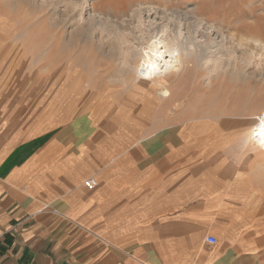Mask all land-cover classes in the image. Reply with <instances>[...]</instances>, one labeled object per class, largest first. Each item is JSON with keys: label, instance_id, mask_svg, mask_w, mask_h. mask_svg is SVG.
Listing matches in <instances>:
<instances>
[{"label": "crops", "instance_id": "crops-1", "mask_svg": "<svg viewBox=\"0 0 264 264\" xmlns=\"http://www.w3.org/2000/svg\"><path fill=\"white\" fill-rule=\"evenodd\" d=\"M167 86L131 125L82 110L0 143V264H264L251 127L213 124L217 113L193 124L196 81Z\"/></svg>", "mask_w": 264, "mask_h": 264}, {"label": "rangeland", "instance_id": "rangeland-1", "mask_svg": "<svg viewBox=\"0 0 264 264\" xmlns=\"http://www.w3.org/2000/svg\"><path fill=\"white\" fill-rule=\"evenodd\" d=\"M149 21L195 46L180 71L160 79L163 87L174 76L196 81L186 103L193 124L210 113L220 115L213 124L256 123L264 113V51L255 41L264 46V0H0V143L22 136L20 126L30 128L26 136L41 131L36 121L57 129L82 110L97 125L145 116L148 96L161 88L134 81Z\"/></svg>", "mask_w": 264, "mask_h": 264}, {"label": "bare ground", "instance_id": "bare-ground-1", "mask_svg": "<svg viewBox=\"0 0 264 264\" xmlns=\"http://www.w3.org/2000/svg\"><path fill=\"white\" fill-rule=\"evenodd\" d=\"M142 9L143 5H139L138 8L132 10L131 16L139 17ZM153 9L158 15L156 8ZM110 22L114 24V20ZM167 25H159L153 21H149L141 37L143 39V45H141V51L138 53L140 58L138 66L135 69L136 77L134 80L136 84L140 85H146L150 81H157L158 85L161 86L159 94L165 97H168L170 89L167 86L163 87L160 79L163 76L165 77L167 73L180 71L183 66V53L185 52L189 56L196 50L192 42L184 39L178 40L176 37L167 38V36H164V33L167 31ZM153 32L155 33L153 34ZM214 40L211 39L207 42H214ZM255 41L259 48L262 46L261 49L264 51V46L260 44V41ZM205 48L207 47L205 46ZM233 61L236 62L235 58ZM246 144L250 147L264 148V113L256 117V123L251 127Z\"/></svg>", "mask_w": 264, "mask_h": 264}, {"label": "built area", "instance_id": "built-area-1", "mask_svg": "<svg viewBox=\"0 0 264 264\" xmlns=\"http://www.w3.org/2000/svg\"><path fill=\"white\" fill-rule=\"evenodd\" d=\"M84 185L88 188V189H94L97 187L98 185V181L95 177H89L88 179H86L84 181ZM207 241L209 243L215 244L217 242V239L214 236H209L207 238Z\"/></svg>", "mask_w": 264, "mask_h": 264}]
</instances>
